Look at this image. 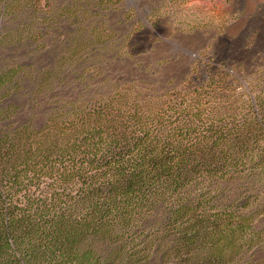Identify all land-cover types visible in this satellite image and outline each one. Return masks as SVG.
<instances>
[{"label": "trees", "instance_id": "trees-1", "mask_svg": "<svg viewBox=\"0 0 264 264\" xmlns=\"http://www.w3.org/2000/svg\"><path fill=\"white\" fill-rule=\"evenodd\" d=\"M122 1L0 0V264H260L264 67L126 74Z\"/></svg>", "mask_w": 264, "mask_h": 264}, {"label": "crops", "instance_id": "crops-1", "mask_svg": "<svg viewBox=\"0 0 264 264\" xmlns=\"http://www.w3.org/2000/svg\"><path fill=\"white\" fill-rule=\"evenodd\" d=\"M169 1L140 0L142 12L158 15L149 17V29L140 27L130 37L127 51L132 59L123 65L126 74L133 70V75L157 87H173L193 74V59L183 60L182 55L209 56L237 65L246 62L244 56L251 60L264 55V0H197L203 7L188 3L179 17L169 13L174 6ZM140 21L136 18L125 24L130 28Z\"/></svg>", "mask_w": 264, "mask_h": 264}, {"label": "rangeland", "instance_id": "rangeland-1", "mask_svg": "<svg viewBox=\"0 0 264 264\" xmlns=\"http://www.w3.org/2000/svg\"><path fill=\"white\" fill-rule=\"evenodd\" d=\"M66 1H70V0H61V2H66ZM91 1H97V0H91ZM167 1V0H166ZM173 5L175 6L177 3V5L171 6L170 11H173L174 13L172 14V16H176L179 17L181 16V9L183 8L184 5L186 4H190L192 7H203L201 1H197V0H171L169 2H173ZM166 6L168 7V3H165ZM141 2L140 0H123L119 5H117L114 9L107 10V13L105 14L104 20L105 22L108 23V25L111 28H114L115 31H121V32H126V37L127 39H130V37L133 35V33L140 27H146V28H150L151 27V20L149 19V17H152V19H154L158 14L157 12H152L149 15H147L145 12H142L140 8L141 6ZM164 11H160V14L162 15ZM168 12V11H165ZM141 20L139 25H131L130 28H128V25L125 24L126 22H131L134 21L135 19ZM136 27V28H134ZM162 39V37H161ZM159 39V40H161ZM164 39V38H163ZM178 58V57H175ZM181 58L183 60H188V59H193V55L188 56H184L182 55ZM242 61H246L244 63H241L239 65L235 64L238 68H241V70L243 71V74H245L246 78L250 77V73L248 72L250 69L252 70H257L259 67H264V55L258 56V57H254L253 59L250 60L249 56H244L242 57ZM234 64V63H233ZM230 66H233L232 64ZM192 72L202 75V72L204 71L205 68H203V70H201L200 64L198 60L193 59L192 64ZM217 65L214 68L215 70L217 69ZM218 70V69H217ZM256 81V85L260 83V80L258 79L257 76L254 77ZM230 85H235L233 82L229 81ZM188 84H185V86H187ZM184 86V87H185ZM203 86H207L206 84ZM209 91V89H208ZM216 91V90H215ZM213 91V93L218 94V91ZM212 93V91H209ZM225 96L227 95V93H225ZM255 259H257V261H260V264H264V254H255Z\"/></svg>", "mask_w": 264, "mask_h": 264}, {"label": "built area", "instance_id": "built-area-1", "mask_svg": "<svg viewBox=\"0 0 264 264\" xmlns=\"http://www.w3.org/2000/svg\"><path fill=\"white\" fill-rule=\"evenodd\" d=\"M193 59L198 60L201 70H203V68H205L207 65H210V67L215 68L216 65L217 67L223 66L225 67L229 72H231V68L232 66H230L231 64L233 65V63L230 62H223V61H217L216 59L212 58V57H200L198 55H193ZM198 80H201V76L198 74L197 76Z\"/></svg>", "mask_w": 264, "mask_h": 264}]
</instances>
